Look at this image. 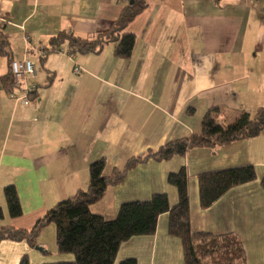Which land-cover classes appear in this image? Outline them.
I'll return each mask as SVG.
<instances>
[{"label":"crops","instance_id":"1","mask_svg":"<svg viewBox=\"0 0 264 264\" xmlns=\"http://www.w3.org/2000/svg\"><path fill=\"white\" fill-rule=\"evenodd\" d=\"M146 1L147 8L126 29L136 42L131 58L124 60L115 56L113 44L99 54L70 55L66 48L52 51L50 40L61 32L103 33L130 0H0L11 57H35L45 72L40 77L37 67L31 79L37 95L28 106L13 99L0 80V227L31 229L55 204L88 187L89 167L100 159H106L109 177L134 157L198 134L212 109L219 108L217 120L229 124L242 112L264 107V0ZM40 49L43 59L36 57ZM8 70V60L0 56V79ZM244 166L255 168L256 180L202 209L198 177ZM182 167L189 178L192 231L236 235L246 264H264V130L216 149L140 164L91 211L112 220L122 204L148 201L158 193L174 207L178 191L167 177ZM8 185L18 190L21 218L5 211L1 190ZM168 224L166 213L154 235L123 243L115 264L129 259L184 264L182 242L169 235ZM38 247L0 245L5 264H20L24 255L39 259L35 250L47 254L46 244ZM58 258L73 261L74 255Z\"/></svg>","mask_w":264,"mask_h":264},{"label":"trees","instance_id":"2","mask_svg":"<svg viewBox=\"0 0 264 264\" xmlns=\"http://www.w3.org/2000/svg\"><path fill=\"white\" fill-rule=\"evenodd\" d=\"M147 8L146 0H130L113 21L111 27L93 37H79L73 33L61 32L50 40L52 51L61 52L66 48L70 55H91L101 53L107 45H114L117 58L128 60L135 47V36L126 32L127 27ZM0 22V56L9 62L7 74L1 77L4 90L12 94L19 87L15 84L11 64L10 44L3 34ZM44 56L41 58L43 59ZM30 84L31 80L29 81ZM36 90L29 94L31 102L37 95ZM219 108L206 113L198 134L190 138L169 142L156 151L130 159L121 170L111 176L104 175L107 161L100 159L89 167V185L78 190L71 197L55 204L45 216L37 220L31 229H17L11 226L0 227V245L4 241L26 242L37 248V238L43 229L51 224L56 228L57 248L60 254L74 255L73 261H60L46 264H115L121 245L138 236L154 235L159 217L169 214V235L182 242L184 264H246L247 257L241 239L232 234L216 236L209 233H194L191 229L190 197L188 174L185 167L170 173L168 184L177 188L178 203L171 207L166 194H155L148 201H133L121 205L115 219L108 220L91 211L92 206L101 202L107 190L121 185L129 171L150 160L164 162L175 156H184L193 149L226 146L241 140L259 136L264 130V107L254 113L242 112L234 122L224 123L216 118ZM256 180L253 166L204 173L198 177L199 199L202 209H209L223 195L234 187ZM264 189V178L261 181ZM9 217L18 219L23 216V208L16 186L4 188ZM4 211L0 207V220ZM20 264H30L24 255ZM120 264H137L129 259Z\"/></svg>","mask_w":264,"mask_h":264},{"label":"built area","instance_id":"3","mask_svg":"<svg viewBox=\"0 0 264 264\" xmlns=\"http://www.w3.org/2000/svg\"><path fill=\"white\" fill-rule=\"evenodd\" d=\"M37 51L36 57L42 58L45 56V51L41 49ZM11 67L15 84L19 89L10 94V96L16 101L21 102L22 105L28 106L31 104L29 94L33 93L37 88L36 85L29 83L31 79L37 77V65L33 60L24 58L22 60L13 61ZM74 71L76 74H79L81 69L76 68Z\"/></svg>","mask_w":264,"mask_h":264},{"label":"rangeland","instance_id":"4","mask_svg":"<svg viewBox=\"0 0 264 264\" xmlns=\"http://www.w3.org/2000/svg\"><path fill=\"white\" fill-rule=\"evenodd\" d=\"M31 60H33L37 64V67L39 69V75L41 74L40 77L43 76L45 72L42 69L40 61H38V59H35V57H32ZM1 192L3 193L2 199L5 203L4 204L5 211H6L7 215H9L7 203H6V199H5V195H4V190L2 189ZM0 207L3 208L2 206H0ZM3 210H4V208H3ZM36 242H37V246H39L41 243L47 245V249H45L47 254H44L41 251L35 250V253H37V254H34V255H37L39 257V259L38 258L35 259L32 256L33 258L30 260V257L28 255L30 264H46V263L59 262L58 257H60V255H63V254H60L58 252L57 239H56V228L53 224H51V225H49L43 229V231L40 233L39 237L37 238ZM4 258L8 259L6 252L3 251V249L1 248L0 249V264H5ZM41 262H44V263H41Z\"/></svg>","mask_w":264,"mask_h":264},{"label":"water","instance_id":"5","mask_svg":"<svg viewBox=\"0 0 264 264\" xmlns=\"http://www.w3.org/2000/svg\"><path fill=\"white\" fill-rule=\"evenodd\" d=\"M36 249L41 250L39 247H37Z\"/></svg>","mask_w":264,"mask_h":264}]
</instances>
